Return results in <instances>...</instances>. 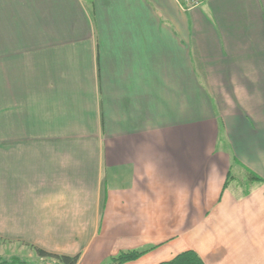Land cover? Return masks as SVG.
Segmentation results:
<instances>
[{
	"label": "crops",
	"instance_id": "0c3cea01",
	"mask_svg": "<svg viewBox=\"0 0 264 264\" xmlns=\"http://www.w3.org/2000/svg\"><path fill=\"white\" fill-rule=\"evenodd\" d=\"M0 245L264 264V0H0Z\"/></svg>",
	"mask_w": 264,
	"mask_h": 264
},
{
	"label": "trees",
	"instance_id": "16d2710c",
	"mask_svg": "<svg viewBox=\"0 0 264 264\" xmlns=\"http://www.w3.org/2000/svg\"><path fill=\"white\" fill-rule=\"evenodd\" d=\"M253 178L256 179L255 176L252 175ZM31 249L34 251L36 256L40 258H47L56 261V264H76L78 261V256L68 257L47 253L41 249L36 247H32ZM142 255L141 252H126L120 253L116 257H112L110 261L106 264H123L126 262L134 261L138 259ZM0 264H27L25 260L20 259L19 257H11L9 259L3 258L0 256ZM160 264H204L202 260L191 251L183 252L177 255L174 259L168 262L160 263Z\"/></svg>",
	"mask_w": 264,
	"mask_h": 264
},
{
	"label": "rangeland",
	"instance_id": "374dc122",
	"mask_svg": "<svg viewBox=\"0 0 264 264\" xmlns=\"http://www.w3.org/2000/svg\"><path fill=\"white\" fill-rule=\"evenodd\" d=\"M223 95H224V93H223ZM226 96H228V95L225 93V97ZM18 247H20V246H18ZM1 249H3L2 252H4L5 255H8L9 254V250H8V252L7 251L5 252V248H3V246L0 245V250ZM22 254H23V256H17V257H19L22 260H25L27 264H35V262L33 260L35 259L36 254L34 253V251L30 247H28V246L27 247H24V251L22 252ZM26 254H28V255L31 254L32 255V258L29 259ZM5 255L3 254V255H0V256L3 257V258H6V259H9L10 258V257L8 258Z\"/></svg>",
	"mask_w": 264,
	"mask_h": 264
},
{
	"label": "built area",
	"instance_id": "2783aa9c",
	"mask_svg": "<svg viewBox=\"0 0 264 264\" xmlns=\"http://www.w3.org/2000/svg\"><path fill=\"white\" fill-rule=\"evenodd\" d=\"M187 9L191 10L201 6L209 0H183Z\"/></svg>",
	"mask_w": 264,
	"mask_h": 264
}]
</instances>
